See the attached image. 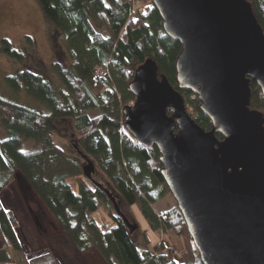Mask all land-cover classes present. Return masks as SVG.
Returning <instances> with one entry per match:
<instances>
[{
  "label": "trees",
  "instance_id": "trees-1",
  "mask_svg": "<svg viewBox=\"0 0 264 264\" xmlns=\"http://www.w3.org/2000/svg\"><path fill=\"white\" fill-rule=\"evenodd\" d=\"M36 1L50 28L55 53L66 62L51 65L55 82L27 68L6 77L17 98L28 96L38 106L32 109L0 96L4 134L0 138V264H14L10 252L24 250L18 220L1 199L16 174L27 182L82 254L95 250L105 264H203L177 204L162 213L155 211L159 201L172 195L162 176L161 155L157 147L148 150L135 141L125 129L123 113L136 100L129 85L137 69L149 59L178 90L180 42L166 35L152 0ZM247 1L264 31V0ZM24 41L29 48L34 47L30 37ZM2 51L12 61L27 64L26 55L10 41L2 42ZM179 91L197 114V124L210 131L212 122L201 111L198 96ZM250 108L264 115V97L256 84L251 86ZM91 112L97 115L93 117ZM168 114L172 115L171 110ZM71 119L75 148L98 165L110 188L95 186L85 177L80 163L54 143L56 125ZM118 133L122 135L121 159L114 154L110 138ZM217 138L222 139L221 135ZM27 144L30 147L24 150ZM72 178L80 181L78 192L73 190ZM106 189L118 204L122 200L129 208L136 207L147 221L148 230H141L145 248L149 232L171 231L183 239L182 262H177L173 251L163 244L153 252L141 251L135 233L129 232L116 213ZM101 207L108 223L100 224L97 219ZM26 264L62 263L46 250L32 255Z\"/></svg>",
  "mask_w": 264,
  "mask_h": 264
},
{
  "label": "water",
  "instance_id": "water-1",
  "mask_svg": "<svg viewBox=\"0 0 264 264\" xmlns=\"http://www.w3.org/2000/svg\"><path fill=\"white\" fill-rule=\"evenodd\" d=\"M152 1L166 35L182 46L178 90L147 60L129 85L136 100L123 110L125 129L159 150L203 264H264V115L250 108L252 85L264 97V31L247 0ZM179 90L198 96L210 131L191 117ZM84 158L85 177L100 187ZM106 193L133 234L138 224Z\"/></svg>",
  "mask_w": 264,
  "mask_h": 264
},
{
  "label": "rangeland",
  "instance_id": "rangeland-1",
  "mask_svg": "<svg viewBox=\"0 0 264 264\" xmlns=\"http://www.w3.org/2000/svg\"><path fill=\"white\" fill-rule=\"evenodd\" d=\"M50 32V28L46 24L36 0H0V96L2 98L8 101L18 100V102L26 104L32 109L37 108L38 104L28 96L22 95L20 98H17L8 87L6 77L18 70L27 68L41 73L53 82L56 81V76L51 72L50 67L57 61L65 63L66 60L55 53L56 49H54ZM26 37L32 39L34 47L29 48L26 45L27 43L24 41ZM4 40L10 41L15 48L21 50L26 55V65L16 63L5 55L2 51V42ZM99 77L103 79V72H99ZM27 100L31 102L30 105L26 103ZM186 107L191 117L196 118L197 114L192 112L187 103ZM42 110L48 112L47 109L43 108ZM91 115L94 117L97 113L91 112ZM56 128L58 129V134L52 137L54 143L65 154L79 162L80 167L83 168L87 164V160L74 146V121L72 119L67 120L56 125ZM3 137L4 134L0 128V138ZM110 138L114 154H118L117 157L121 159L122 135L118 133L110 136ZM29 145L27 144L24 150H27L30 147ZM86 158L95 165L96 171L93 175L95 183L110 188L107 177L100 171L98 165L90 157L86 156ZM17 176L13 184L1 194L4 207L12 211L18 220L19 237L24 247L22 252H10L14 264H26L32 255L42 253L45 250L52 251L62 264H102V260L99 259L100 257L94 253L81 255L77 252L70 239L48 215L44 209L45 207L43 208V204L38 201L36 202L33 199L34 197H30L28 193L29 189L25 186V180L20 174H17ZM71 183L73 184V190L78 192L80 181L72 178ZM94 185L96 186V184ZM175 205V199L172 195H168L155 205V211L162 213L172 209ZM118 206L122 215L126 216L131 224H138L141 230L148 228L147 221L136 207L129 208L122 200H120ZM102 221L104 220L100 217L99 222L102 223ZM137 230L134 232V239L141 251L148 249L153 252L158 245H164V243L167 245L168 243L174 244L175 237L181 241L180 244H182L184 251L185 242L175 233H172L171 237L166 238L162 232H151L149 234L150 242L147 248H145L142 243L143 239H141V231ZM172 251L174 259L181 263L183 251L180 256L177 252L175 254L174 250Z\"/></svg>",
  "mask_w": 264,
  "mask_h": 264
},
{
  "label": "crops",
  "instance_id": "crops-1",
  "mask_svg": "<svg viewBox=\"0 0 264 264\" xmlns=\"http://www.w3.org/2000/svg\"><path fill=\"white\" fill-rule=\"evenodd\" d=\"M18 176H17V174H16V178H17ZM22 177V176H21ZM25 186L29 189V191H28V193H29V195H30V197L32 196V197H34L33 199L37 202H39V203H42V201L39 199V197L36 195V193L31 189V187L27 184V182H26V184H25ZM43 204V203H42ZM45 207V205L43 204V208ZM46 211H47V213H48V215L53 219V221L57 224V226L61 229V227L59 226V224L57 223V221L54 219V217L50 214V212L47 210V208L45 207L44 208ZM101 210H100V212L97 214V219L99 220V218L101 217V219H103V220H105V221H102V223H100V224H103V223H108V221H107V219L105 218V214L103 215V212H104V209H103V207H101L100 208ZM103 209V210H102ZM106 210V209H105ZM103 211V212H102ZM102 212V213H101ZM106 213V212H105ZM105 218V219H104ZM143 230H148V228L147 229H143ZM61 231H63L62 229H61ZM140 231H141V229H140ZM64 232V231H63ZM65 233V232H64ZM151 232H149L148 233V240H149V242H150V234ZM164 235H165V237L167 238V237H171L173 234V232H171V231H168V232H162ZM66 234V233H65ZM66 236L69 238V236L66 234ZM176 239L174 240V244L173 243H168V245L167 244H165L164 243V245L166 246V248H169V249H172V250H174L175 251V254H176V252H177V254L180 256V254L182 253V251H183V247H182V244H180L181 243V241L177 238V237H175ZM70 239V238H69ZM141 239H144V237H143V235H142V238ZM169 239V238H168ZM70 241L72 242V240L70 239ZM148 242V243H149ZM72 244L74 245V243L72 242ZM74 247L76 248V246L74 245ZM76 250H77V252L79 253V254H81V255H83L82 253H80L79 251H78V249L76 248ZM144 250V249H143ZM46 251V250H45ZM52 252V251H51ZM90 253H94L95 255H97L98 257H100L99 256V254L95 251V250H91L90 252H88V253H86V254H84V255H88V254H90ZM58 258V257H57ZM99 259H101L102 260V258L100 257ZM181 259V258H180ZM102 264H105L104 263V261L102 260Z\"/></svg>",
  "mask_w": 264,
  "mask_h": 264
},
{
  "label": "built area",
  "instance_id": "built-area-1",
  "mask_svg": "<svg viewBox=\"0 0 264 264\" xmlns=\"http://www.w3.org/2000/svg\"><path fill=\"white\" fill-rule=\"evenodd\" d=\"M104 228L105 229H108L109 228V225L108 224H105Z\"/></svg>",
  "mask_w": 264,
  "mask_h": 264
}]
</instances>
